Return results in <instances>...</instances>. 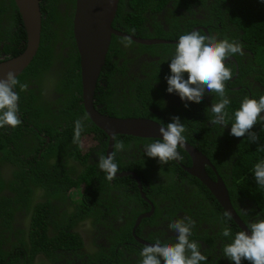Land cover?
<instances>
[{"label":"trees","instance_id":"obj_1","mask_svg":"<svg viewBox=\"0 0 264 264\" xmlns=\"http://www.w3.org/2000/svg\"><path fill=\"white\" fill-rule=\"evenodd\" d=\"M9 2L17 9L14 0ZM41 4L45 18L52 16L51 20L55 18L59 26L50 35L49 30L55 26H48L51 22L43 25L37 54L17 76L21 123L15 128H0V194L5 187L14 192L12 197L0 196V264H32L33 260L38 264L41 259L47 258L55 264L56 259L65 256V251L85 258L83 260L87 264H139V250L144 244L136 240L132 228L135 219L149 211L152 205L155 206V214L142 220L137 235L152 241H173L172 236L163 238L166 234L164 226L181 209L195 221L191 239L201 246L207 257L201 264H234L223 257L222 247L228 238L221 233L224 227L230 228L233 234L243 227L197 176L187 170L182 172L174 160L161 164L158 158L144 155L140 144L145 145L156 138L118 133L112 153L118 172L131 169L138 173L148 200L142 196L138 182L131 175L114 176L109 180L98 169L99 156L107 155L109 136L93 122L83 104L80 54L73 35L76 0H42ZM149 9L159 10L162 18L157 19L155 14L150 17L145 15ZM119 23L129 34L166 38L171 42L145 45L129 37H121L131 47L138 44L143 51L148 49L151 57L163 53L157 61H145L144 65L151 71L144 79L138 78L140 83L132 77L121 81L118 77L122 68L120 60L127 56L128 64L131 52L122 47L117 35H113L101 83L95 93V102L106 103L101 111L112 116L160 118L158 114L149 115L145 107L149 105L159 110L165 102L162 94L154 93L155 89L160 87L161 92L166 91L164 73L170 72L168 59L174 52L179 35L194 30L196 25L202 26L198 30L204 34L236 40L242 45L243 55L236 54L226 61L232 78L225 82L230 104L226 108L227 125L224 128L211 123L214 114L210 106L220 99L215 93L205 95L200 102L179 99L171 106L164 105L162 110L167 117L163 123L180 116L185 125V137L187 135L192 144L199 146L218 168L228 187L233 207L245 226L264 218V188L255 183L252 174L254 164L264 159V122L253 125L251 129L258 137L256 143L230 134L232 112L239 107L240 101L245 96L258 99L264 95V3L259 0H120L113 25L119 27ZM151 24L153 28L150 30ZM28 77L35 78L37 83L23 84V88L18 85L21 79ZM157 83L159 85L155 87ZM44 86L48 90L45 91ZM238 86L240 88H236ZM37 97L40 99L36 100ZM76 120H80L84 128L74 139ZM28 135L32 137L28 149L31 153L37 149L40 157L28 159L26 153L21 157L15 154L17 148L26 144ZM88 135L94 137L96 144L85 151L81 141ZM61 136L67 139L62 141ZM120 144L123 147L117 148ZM178 151L181 162L187 160L186 163L191 166L192 157L180 145ZM138 157L141 161L137 167L135 162L130 161ZM33 158L37 167L26 164ZM149 162L156 164L152 173L148 168ZM10 164H14L13 173L15 171L17 175L23 166L25 177L12 176L10 181ZM28 169L37 170L45 176L40 181L34 180ZM184 183L189 188L193 186L194 190L199 187L201 192L191 191L187 195ZM73 192H80V197ZM200 196L203 197L202 205ZM195 200L200 204H195ZM20 204L28 213L32 207L33 221L29 230L24 226L13 229L10 223L12 213H20ZM123 216L126 222L118 225V219ZM89 223L97 225L89 234L90 246L97 249L80 254V249L88 246L85 240L79 239L87 234V230L80 227ZM100 224L108 226L111 237L100 228ZM157 224L162 228L149 230L150 226ZM34 230L36 240L32 239ZM94 232L99 239H93ZM58 248L63 250L54 253ZM59 254L62 256L58 257ZM242 264L250 262L244 260Z\"/></svg>","mask_w":264,"mask_h":264},{"label":"clouds","instance_id":"obj_2","mask_svg":"<svg viewBox=\"0 0 264 264\" xmlns=\"http://www.w3.org/2000/svg\"><path fill=\"white\" fill-rule=\"evenodd\" d=\"M259 2L264 3V0ZM236 54L243 55L242 45L236 40L218 39L211 33L204 34L195 29L179 35L174 52L168 59L170 72L165 77L166 91L169 94L178 95L182 101L192 102H200L205 95L215 93L220 99L210 106L214 114L211 123L224 128L227 125L226 108L230 104V99L225 92V82L232 78V71L226 66V61ZM3 60L5 59L0 61ZM16 85L17 78L13 71H7L3 77H0V128L6 126L15 128L21 123L18 115L19 94L15 90ZM187 106L186 103L185 107ZM262 113H264V95H260L258 99L245 96L240 101L239 107L232 112L233 122L230 134L235 137H246L250 142L256 143L258 137L251 129L253 125L264 122ZM83 128L84 125L80 120L74 121V139L80 136ZM158 131L159 138L144 145V155L149 158H158L161 164L181 159L178 145H183L186 137L185 125L180 116H174L166 125L162 124ZM88 136L83 138L85 151L87 149L84 140ZM122 147V144L117 145V148ZM97 167L109 180L118 173V165L113 154L99 156ZM183 167L187 170L188 166ZM252 174L255 183L264 188V159L254 164ZM73 194L76 197L81 195L80 192H73ZM194 224L195 221L190 217L171 219L167 227L176 233L174 240L156 239L153 243L145 244L139 250V264H201L206 261L207 257L201 251V246L191 239ZM96 226L89 223L80 227L81 230L83 228L87 230V234L79 238L85 240L87 247H91L89 234ZM100 228L110 237L112 236L106 224H100ZM78 230L79 225L75 228L76 232ZM221 234L228 238V242L222 247L223 257L234 264H242L244 260L249 261L250 264H264V218L248 223L246 229H241L234 234L230 228L224 227ZM96 238L99 239V236ZM62 250L58 248L54 253ZM71 252L65 251V256L59 260L66 259L71 264V260L66 257ZM59 256L62 255L59 254Z\"/></svg>","mask_w":264,"mask_h":264},{"label":"water","instance_id":"obj_3","mask_svg":"<svg viewBox=\"0 0 264 264\" xmlns=\"http://www.w3.org/2000/svg\"><path fill=\"white\" fill-rule=\"evenodd\" d=\"M120 0H76V7L73 15V35L75 44L80 54V71L82 81V97L86 111L93 122L103 129L109 136V148L107 155L112 154L115 135L118 133L129 134L137 137L159 138L160 123L153 119L143 117H119L102 113L95 105V93L97 80L107 63V55L110 50L113 35L129 36L142 43H170V40L136 38L118 30L114 25ZM16 5L22 14L23 22L27 30V47L24 52L16 57L0 61V77L7 71H13L19 75L34 59L38 52L42 34V10L41 0H15ZM186 149L193 148L189 143L180 145ZM205 164L212 165V162L203 153L193 158V164L187 170L198 176L216 196L218 201L225 207L236 221L246 229L244 222L237 215L232 206L229 191L221 178L218 182L212 180ZM132 173L139 188L142 190L140 176L136 172H120V175ZM142 196L146 200L142 190ZM153 204V203H152ZM155 211L152 205L151 210L141 213L135 220L132 228L137 230L143 219L151 217ZM136 239L141 242L138 237ZM142 243V242H141ZM142 244H147L143 242Z\"/></svg>","mask_w":264,"mask_h":264},{"label":"flooded vegetation","instance_id":"obj_4","mask_svg":"<svg viewBox=\"0 0 264 264\" xmlns=\"http://www.w3.org/2000/svg\"><path fill=\"white\" fill-rule=\"evenodd\" d=\"M4 3H2V0H0V60L2 59H10V58H13V57H16L18 56L19 54H21L22 52L25 51L26 47H27V30H26V27H25V24L23 22V18H22V14L19 10V7L16 5V2L14 0V3L17 7V9H14L13 5H12V2H9V0H3ZM42 3V0L40 2V4ZM141 3V2H140ZM149 6V4H147ZM146 6V7H148ZM198 8V7H196ZM41 10H42V27L43 25L48 26L49 25H52V26H55L54 28L51 27V29L49 30V33L50 35L53 34L55 32V28L57 26H59V23L56 22L55 18H53V20H51V17L52 16H46L45 18V14L43 12V9H42V4H41ZM179 10H184L183 8H179ZM203 11V10H201ZM152 14H155L157 19H161L162 17L159 15V10H147L145 11V15H147L148 17H150ZM44 20L46 21V23H44ZM164 21V18L162 19ZM57 23V24H56ZM165 25H167V23H165ZM119 27H116L118 30H120L121 32H124V33H127L125 31V27H123L124 25L122 23H119L118 25ZM197 27H195V30H198L200 28H202L201 25H196ZM149 28L150 30L153 28L152 24L149 25ZM128 34V33H127ZM129 35H132V36H135L134 34H129ZM42 36V34H41ZM119 37V40H120V43L122 45V47L125 49V50H128L131 52V55H130V61L128 62L127 64V56L126 57H122L121 60H120V65L122 66V68H120L119 70V75L118 77L120 78L121 81L123 80H126L128 79L129 77H132L134 78V80L136 79V81L139 82L138 78L139 79H144L145 77H147L148 75V72L151 71V68H147L144 63L145 61L147 60H159L162 58V54L161 55H154L151 57V55L149 54V50L147 49L146 51H143V49H141L138 44H155V43H142V42H139L137 40H134L133 38L129 37V36H122V35H117ZM121 37H129L131 39H133L134 41H136L138 44H134L133 47H131V45H127L128 42H124L123 39H121ZM136 38H145V39H148V38H151V39H163V38H154V37H138L136 36ZM113 39V38H112ZM166 39V38H165ZM166 40H169V39H166ZM122 41L124 43H122ZM171 42V41H170ZM41 43V42H40ZM61 45V44H60ZM40 47V46H39ZM20 51V52H19ZM110 51V50H109ZM19 52V53H18ZM17 53V54H16ZM13 54L15 56H13ZM109 54V52H108ZM137 54V55H135ZM139 54V55H138ZM12 56V57H11ZM108 56V55H107ZM134 56V57H133ZM127 64V65H126ZM143 68H145V70H143ZM146 71V72H144ZM102 74V72H101ZM135 74V75H134ZM165 75H168L169 73H164ZM18 76V75H17ZM101 77L102 75L99 76L98 80H97V86L99 83H101ZM17 78V77H16ZM30 82H35L37 83L36 79L35 78H26V79H21L20 82L18 83V85H23V84H27V83H30ZM140 83V82H139ZM114 85H116V82H114ZM159 83L155 84V87L158 86ZM97 86H96V89H97ZM236 88H240L239 86L236 87ZM44 89L45 91L48 90L47 87L44 86ZM164 89V88H163ZM15 90L17 91V89L15 88ZM161 88L160 87H156L155 89V92L154 93H157V94H162L163 97L165 98V102L159 107V110L158 109H154L152 108L151 106L147 105L146 108V111L148 112L149 115H153V114H158L160 115V118L156 119L152 116H141L143 118H147V119H153L155 121H157L158 123H160L161 125L164 124L166 125L167 123H163V120L167 117L166 113L162 110L164 109V105L166 106H171L173 105V103H176V101H178L180 98L179 96H177L176 94H169L167 91L165 92H161ZM46 92L43 94L45 95ZM42 97V96H40ZM40 97H37L36 100L40 99ZM50 98V97H49ZM96 101V97H95V100ZM170 101H173L170 103ZM95 105L96 107L101 111L102 108H104L106 106V103H103V102H99L97 100V102H95ZM178 105V104H177ZM172 111V110H171ZM102 112V111H101ZM173 114L176 115V112L173 111ZM19 115H21L19 113ZM121 117V116H119ZM128 117V116H127ZM130 117H138V116H130ZM210 123V122H208ZM60 138L63 139V136H61ZM144 138H149V139H155V138H150V137H144ZM67 139V138H66ZM65 139V140H66ZM68 141V140H67ZM31 142H32V137L31 135H28L27 137V142L25 145L23 146H20L19 148L16 149V153L15 154H18L20 157L22 155H24L25 153L28 155L27 158L30 159L32 156L33 157H40V153L37 149H35L33 151V153H31L30 149H28V147H30L31 145ZM185 142L186 143H189L193 146V148H190V149H185L186 153L189 154L193 160V158H197L201 153H203V151L201 150V148L199 146H196L194 144H192L189 139L187 138V135H186V139H185ZM96 144V141L95 139L92 137V135H89L88 136V140L87 141H84V145H85V148L88 150L90 147H92L93 145ZM141 147H143L144 149V144L141 143L140 144ZM108 148H109V142H108ZM108 150V149H107ZM113 153V152H112ZM207 158H209L210 160V157L207 156L205 153H203ZM189 156V157H190ZM189 157L187 159H189ZM211 161V160H210ZM174 163H176L179 167V169L183 172V171H186L184 169L183 166H188L190 167V165H188L186 162H181L180 159H176L173 161ZM212 162V161H211ZM26 164H33V166L37 167V161L35 158H33L31 161L27 162ZM212 165H208V164H205V169L209 175V177L218 182L219 178H221L223 180V182L225 183L223 177L221 176V174L219 173V170L218 168H216L215 164L212 162ZM128 168H129V165H127ZM138 167V165H136ZM13 167H14V164H10V168L9 169V174H8V178L10 181H12V176L13 178H19V177H25L24 176V173H23V169L24 167L22 166L20 171L21 173L19 175L16 174V172L14 171L13 173ZM135 167V166H134ZM136 167V168H137ZM186 167V168H188ZM148 168L150 169V173H152V170L156 169V164L153 163V162H149L148 164ZM210 169L212 171H214V173H212L210 171ZM30 170V172L32 173V175L35 177L34 180H42L43 177L45 176V174L43 173H38L37 170H32V169H28ZM7 171V170H6ZM123 172H126V171H123ZM128 172H136V171H133V170H128ZM182 172H179V174H182ZM120 173V172H118ZM137 173V172H136ZM132 177V179H134L135 181L136 178L135 176L132 174V173H129ZM138 174V173H137ZM115 176H123V175H120V174H116ZM125 176H129V175H125ZM198 177V176H197ZM30 178H31V175H30ZM199 178V177H198ZM200 179V178H199ZM201 180V179H200ZM202 181V180H201ZM203 182V181H202ZM131 184H134L133 182H130ZM203 184L207 187L208 190H210V192L212 193L211 189L203 182ZM226 185V183H225ZM183 186H185L187 188L186 190V193L187 195L190 194L191 191H194L195 193H198V192H201V189L199 187H197L196 190H194L193 186H191L190 188L187 186V184H183ZM227 187V185H226ZM9 188V189H8ZM5 187L2 189V194H0V196H7L8 197H12V195L14 194L13 190L10 188V187ZM228 189V187H227ZM229 191V190H228ZM93 193L91 192V195ZM213 194V193H212ZM94 195V194H93ZM213 196H215L213 194ZM216 197V196H215ZM202 202H203V197L200 196V203L202 205ZM211 202V201H210ZM233 203V201H231ZM199 202L195 200V204H198ZM199 203V204H200ZM212 203V202H211ZM222 205V204H221ZM22 209L20 210V213L16 212L15 214L12 213V218L10 219V223L13 227V229H16V227H21V226H24L26 228H28V230L30 229V224L31 222L33 221V212H32V207L30 208V211L29 213L27 212V209L26 208H23L22 204L19 205ZM223 206V205H222ZM233 206V204H232ZM224 207V206H223ZM225 208V207H224ZM5 209V208H4ZM151 210V209H150ZM149 210V211H150ZM235 210V209H234ZM148 212V211H147ZM228 212V211H227ZM236 212V211H235ZM155 214V211L154 213ZM230 214V213H229ZM54 215V214H53ZM52 215V217H53ZM231 215V214H230ZM51 217V219H52ZM180 217H188L186 212L179 209L175 215H174V219H178ZM102 219H104V217H102ZM136 221V220H135ZM118 225H122L126 222V219L125 217L123 216L121 219H118ZM169 221H167L165 223V229H166V234L164 235L163 238H174V236L176 235V233L171 230V229H168L167 225H168ZM142 223H140L141 225ZM156 229H161L162 226L161 225H156L155 227H152L150 226L149 230H155ZM132 233L136 235V237L140 238L143 242H147V243H153L154 241L146 238V237H143L142 235H137V230L135 231V233L133 232L132 230ZM92 237L93 239H96V233H92ZM135 237V238H136ZM161 238V237H160ZM34 240L37 239V234H36V231L34 230V234H33V238ZM137 240V239H136ZM138 241V240H137ZM33 247V246H32ZM37 248H38V245H37ZM97 249V247H96ZM94 251V248L92 247H87V246H83L81 249H80V254H88V253H92ZM66 257L68 259L71 260V264H87L84 262L83 259L85 258H82V257H79L77 254H75L74 252H71L69 254L66 255ZM32 264H35L34 263V260H33V263ZM38 264H53V261L50 260L49 258L47 259H41L40 263ZM55 264H70L67 262L66 259L64 260H59V259H56L55 260Z\"/></svg>","mask_w":264,"mask_h":264},{"label":"rangeland","instance_id":"obj_5","mask_svg":"<svg viewBox=\"0 0 264 264\" xmlns=\"http://www.w3.org/2000/svg\"><path fill=\"white\" fill-rule=\"evenodd\" d=\"M61 140L64 141L65 139H62V138H61ZM87 140H88V138H86L84 141H87ZM81 143H82V146H83V139H82ZM133 160H134V161H133ZM132 161H133V162H132ZM140 161H141V158L138 157V158H134V159H132L130 162H131V163H134V162H135V163H134L135 165H139ZM127 163H129V162H127ZM75 196H76V195H75Z\"/></svg>","mask_w":264,"mask_h":264},{"label":"bare ground","instance_id":"obj_6","mask_svg":"<svg viewBox=\"0 0 264 264\" xmlns=\"http://www.w3.org/2000/svg\"><path fill=\"white\" fill-rule=\"evenodd\" d=\"M129 135V134H128Z\"/></svg>","mask_w":264,"mask_h":264}]
</instances>
